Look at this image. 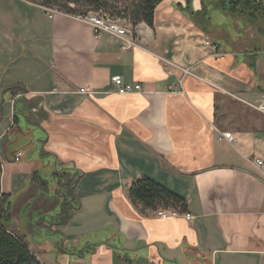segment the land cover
Instances as JSON below:
<instances>
[{
  "label": "crops",
  "instance_id": "1",
  "mask_svg": "<svg viewBox=\"0 0 264 264\" xmlns=\"http://www.w3.org/2000/svg\"><path fill=\"white\" fill-rule=\"evenodd\" d=\"M218 1L164 0L125 49L73 15L49 18L37 0H0V193L13 202L26 186L10 177L3 189L9 150L42 142L38 169L59 170L76 199L52 235L73 244L95 239L88 253L120 264H264V177L255 164L264 167V113L255 109L264 96V15L249 21ZM112 77L142 90L120 95ZM177 80L181 91L171 92ZM10 89L23 92L12 99ZM23 174L30 204L44 206L45 191ZM143 178L184 199L193 219L162 220L134 206L128 192ZM41 220L52 232L56 219ZM65 241L63 248L49 241L51 261L70 255L77 264Z\"/></svg>",
  "mask_w": 264,
  "mask_h": 264
},
{
  "label": "trees",
  "instance_id": "2",
  "mask_svg": "<svg viewBox=\"0 0 264 264\" xmlns=\"http://www.w3.org/2000/svg\"><path fill=\"white\" fill-rule=\"evenodd\" d=\"M164 0H41L40 6L56 8L59 11L73 16H85L89 12L103 11L114 17H124L130 21V24L135 28L139 24L152 26L155 8ZM191 0H186L188 7ZM215 1V0H214ZM228 11L237 12L243 18L249 21H254L264 15V0H228ZM221 9L224 10L226 2L219 0ZM60 4L62 8H57L55 5ZM214 6L216 3L213 2ZM74 6V8L71 7ZM79 8H88V11L81 12ZM205 9V8H204ZM202 10L206 15L205 10ZM23 92L20 89H10L8 94L12 99L18 94ZM4 100L0 101V115L4 107ZM17 102L15 101L14 107ZM16 111H14V119L16 122ZM42 143V142H41ZM24 147V146H22ZM17 148L14 156L19 152ZM42 154V153H41ZM41 156V155H40ZM14 162V160H13ZM60 167H64L61 165ZM66 168L60 171H65ZM55 170L53 176H56ZM1 173V170H0ZM31 181L41 191H47L48 182L44 181L39 173L35 172L31 175ZM60 188L65 190L64 195H57L59 201V212L54 219L56 221L53 225H66L72 217L70 209H75L73 203H76L74 198V186L70 183L60 184ZM128 197L134 206H138L141 210H176L180 214L186 213V202L181 197L170 192L160 184L150 179H139L134 182L128 192ZM14 224L12 219V197L8 194L0 193V264H40L36 259L35 254L30 251L27 246L26 239L14 233ZM90 248V247H89ZM85 250V249H84ZM93 249H91L92 251ZM90 253V249L88 250ZM81 251L78 254L82 257Z\"/></svg>",
  "mask_w": 264,
  "mask_h": 264
},
{
  "label": "rangeland",
  "instance_id": "3",
  "mask_svg": "<svg viewBox=\"0 0 264 264\" xmlns=\"http://www.w3.org/2000/svg\"><path fill=\"white\" fill-rule=\"evenodd\" d=\"M41 1V0H37ZM57 8H62L60 4L55 5ZM72 8H74L73 5H71ZM81 12L88 11V8H79L78 9ZM31 129V128H30ZM30 135H34L36 138H41L40 134L36 131L32 132ZM15 137V136H14ZM20 139V138H19ZM29 138L27 139H21L20 143L21 145L25 144L26 141H28ZM41 140V139H40ZM39 140V141H40ZM40 143V142H39ZM41 144V143H40ZM39 144V147L37 146V149L31 145L29 148H22L23 151L21 152V160L19 162H12V164H9L6 168V171L3 175L2 178V183H4V191L9 192V187H10V177L18 178L20 180L19 185L20 187L26 183V186L24 187V191L21 193H17V196L13 198L12 206H13V212H12V219H13V224H14V233L18 236L24 237L26 239L27 246L29 247L30 251L33 253L37 254L39 259L43 262V264H55L51 261L49 255L50 251L53 250V246L49 241L53 240V242H58L59 247L63 248V242L62 239L65 241L64 237H59V235H52V233L55 230H58V228L62 226L58 225H53L51 226L52 232H49V229L47 227V223H44L41 219H43L45 216L48 219V224L52 222V219L55 218V216L59 212V208L57 211L55 210L56 205L54 204L57 199V194H56V189L58 187H61L60 184H67L66 180H64L61 172H56V176H53V172L48 171L47 167H42L40 164L41 169H38V164L36 161H39V153L41 146ZM15 152V148H11L9 150V155H12ZM44 165V161L43 164ZM27 172L32 173H39L40 177L48 182L47 186V191H45V198H46V204L44 206H39V204H30V199H31V193L30 189L28 188L29 183L26 182L22 178V174ZM24 175V174H23ZM31 176V175H30ZM63 192L60 195L65 194V190L62 189ZM71 212H73L72 208L70 209ZM57 212V213H56ZM34 214V218L32 222L30 223L31 228L27 227V218ZM43 214V218L41 215ZM73 214V213H72ZM55 224V223H53ZM44 225V227H40ZM42 232V237H43V242L44 244L42 245V241L37 243L32 240V237L34 239L41 238L36 232ZM50 233V236H47L46 233ZM44 235V236H43ZM49 240V241H48ZM100 241V240H99ZM107 241V240H104ZM65 250L72 251L79 253L78 251H87L85 253V257L83 259H80V255L75 254L78 258L77 264H120L118 263V258L115 257H109L108 255L97 253L90 255L88 253V247H92L94 245H98V241L95 242V239H82L76 244H73V242L65 241ZM104 243V242H103ZM110 243V242H109ZM56 244V243H55ZM89 245V246H88ZM114 246V244H112ZM73 249H72V248ZM84 247L87 249L84 250ZM80 254V253H79ZM74 258L70 255H61L60 261L58 264H70V262ZM111 261V263H110ZM129 262L131 260H128ZM131 263V262H130ZM128 264V263H127Z\"/></svg>",
  "mask_w": 264,
  "mask_h": 264
},
{
  "label": "built area",
  "instance_id": "4",
  "mask_svg": "<svg viewBox=\"0 0 264 264\" xmlns=\"http://www.w3.org/2000/svg\"><path fill=\"white\" fill-rule=\"evenodd\" d=\"M45 14L49 18H53L54 16H67V14L59 11L56 8L39 6ZM77 21L83 22L90 26L95 34H108L120 41H122L125 45L123 48H129L135 45L134 40V28L131 26L130 21L124 17H114L105 13L103 11L98 12H89L85 16H75ZM212 44V43H211ZM210 44V39L207 38L205 41V45L210 46L214 51H217L218 47ZM182 74H186V70H181ZM111 85L116 89L117 93L120 95H125L133 92H140L142 90L141 85L139 84H128L122 81L119 77H112L110 79ZM171 92H180L181 91V80H177L175 85L170 87ZM79 94L84 97H90L93 93L91 90H79ZM255 109L261 113H264V96L262 98V103L259 106H256ZM218 140L221 142H233V137L230 133H219ZM21 152H18L14 156V162H19L21 160ZM255 164L259 168L260 174L264 177V167L263 162L260 160H256ZM154 215L162 220L170 219V218H179L183 217L186 221L190 222L193 218L190 214L183 213L180 214L176 210H157Z\"/></svg>",
  "mask_w": 264,
  "mask_h": 264
}]
</instances>
